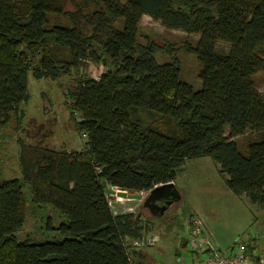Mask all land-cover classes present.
<instances>
[{
	"label": "trees",
	"instance_id": "obj_1",
	"mask_svg": "<svg viewBox=\"0 0 264 264\" xmlns=\"http://www.w3.org/2000/svg\"><path fill=\"white\" fill-rule=\"evenodd\" d=\"M144 15L199 35L184 46L200 63V88L181 79L172 45L161 64L165 46L139 40ZM90 62L105 66L98 79L85 72ZM31 70L74 76L66 106L86 142L68 151L20 140L23 181H0V264H135L126 242L149 226L138 213L115 215L103 180L142 193L175 181L193 158L211 157L229 190L264 206L255 81L264 73V0H0V128L24 117ZM244 135L246 148L235 140ZM29 200L66 219L47 222L59 240L18 241Z\"/></svg>",
	"mask_w": 264,
	"mask_h": 264
},
{
	"label": "rangeland",
	"instance_id": "obj_2",
	"mask_svg": "<svg viewBox=\"0 0 264 264\" xmlns=\"http://www.w3.org/2000/svg\"><path fill=\"white\" fill-rule=\"evenodd\" d=\"M139 32L141 42L149 35L160 47L165 46V49L158 50L155 55L161 64L172 61V54L167 50L172 45L181 64V79L192 84L195 89L201 87L198 76L200 63L196 53L188 51L184 46L186 42L196 44L199 35L179 29H167L161 21L152 19L149 15L143 16ZM104 69V65L90 62L85 72L99 77ZM27 74L29 98L21 104L24 117L21 121L11 120L0 128V181H23L18 162L20 140L30 144L40 143L49 148H66L69 151L81 150L86 142V136L77 130L76 122L66 106V89L74 84V76L37 78L32 70ZM255 81L264 97V73L255 75ZM75 116L76 120H80V114L76 113ZM248 139L249 135H244L235 140L242 148H246ZM177 182L182 194L181 200L162 216L149 218L162 222L155 230L160 236L158 245L148 247L154 255L158 252V246L166 250L167 247L164 246L171 245L175 237L188 239L190 233L187 226L193 216L202 220L210 233V244L219 253L228 254L240 242L255 243L250 237H255L256 249H264V207L229 190L226 175L221 173L219 164L211 157L189 159V163L177 175ZM26 194L30 199L29 190H26ZM111 198L113 207L124 200L118 201L116 196ZM129 202L135 204L137 201ZM55 209L53 205L32 207L29 200L23 228L17 233L18 241L45 243L59 240L60 237L52 235L53 231L47 223L51 220L52 226L57 227L66 221ZM144 213L149 215L147 211ZM190 251V246L184 250L186 254ZM207 255L202 253L201 258L204 259Z\"/></svg>",
	"mask_w": 264,
	"mask_h": 264
},
{
	"label": "crops",
	"instance_id": "obj_3",
	"mask_svg": "<svg viewBox=\"0 0 264 264\" xmlns=\"http://www.w3.org/2000/svg\"><path fill=\"white\" fill-rule=\"evenodd\" d=\"M74 151H79V150H74ZM188 163H189V160L186 161L184 168ZM174 182L178 188L177 178L175 179ZM119 199H122V198H118V201H120ZM124 201H127V202H124ZM129 201H133V200L124 199L123 202H119V204L116 205L115 207H113L110 202V205H111L110 208L113 207L112 210L115 215L124 214V213H134L135 214V213L141 212V210H138L139 209L138 206H141V203H142L141 200H135L137 201L135 204L134 203L132 204V202H129ZM143 212L145 211L141 212L142 213L141 218L143 219V222L149 226L147 235L155 237L156 239L155 246H157L158 242L160 241V236L157 234V232H155V230L160 226V224H162V222H160L161 220H156L155 222V220L153 221L149 219V218H156V217H152L149 212H148L149 215L146 216L145 213L143 214ZM191 218L189 219L190 221H191ZM148 219L150 221H148ZM187 227L189 231L190 223H188ZM175 238H174V241L171 242V245L164 246V247H167L166 250L165 248H161L160 246H158V252L155 255L154 253H152V251L148 249V247H154V246H147V247L134 249L131 254V257L133 261L135 262V264H157L159 262H163L164 264H179L180 260L182 259L187 264H201V260H202L201 255L194 254L192 251H190L187 254L184 252L185 248L189 247V245L186 242L188 239L186 238L179 239L178 237H175ZM250 238L252 239V242H255V243L247 244L250 250L249 252L253 253L254 255H263L264 254L263 248L256 249L255 237H250ZM230 252H231V249H230ZM204 253L209 254L210 250H207Z\"/></svg>",
	"mask_w": 264,
	"mask_h": 264
},
{
	"label": "built area",
	"instance_id": "obj_4",
	"mask_svg": "<svg viewBox=\"0 0 264 264\" xmlns=\"http://www.w3.org/2000/svg\"><path fill=\"white\" fill-rule=\"evenodd\" d=\"M101 75V74H100ZM99 75V77H100ZM94 78L98 79L99 77ZM148 191L142 192L144 196ZM188 245L194 254L201 255L207 250L210 253L201 260V264H264V255H254L249 252L247 243H237L231 248L229 254H222L219 251L212 248L210 244V233L205 228L202 220L193 216L190 221ZM156 239L153 236H144L140 239L126 242V245L130 248H142L147 246H155ZM157 264H164L159 262ZM179 264H187L183 259L180 260Z\"/></svg>",
	"mask_w": 264,
	"mask_h": 264
},
{
	"label": "water",
	"instance_id": "obj_5",
	"mask_svg": "<svg viewBox=\"0 0 264 264\" xmlns=\"http://www.w3.org/2000/svg\"><path fill=\"white\" fill-rule=\"evenodd\" d=\"M103 186L108 195L122 199L141 200V212L143 208H147L152 217L162 216L173 204L182 198V194L174 181L154 187L145 196L141 193L128 192L117 186H109L106 180H103ZM141 212L138 213V217L141 216Z\"/></svg>",
	"mask_w": 264,
	"mask_h": 264
},
{
	"label": "flooded vegetation",
	"instance_id": "obj_6",
	"mask_svg": "<svg viewBox=\"0 0 264 264\" xmlns=\"http://www.w3.org/2000/svg\"><path fill=\"white\" fill-rule=\"evenodd\" d=\"M142 211H147V212H149V210L147 209V208H143V210Z\"/></svg>",
	"mask_w": 264,
	"mask_h": 264
}]
</instances>
